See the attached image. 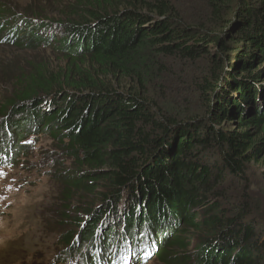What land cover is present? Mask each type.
<instances>
[{"label":"trees","instance_id":"16d2710c","mask_svg":"<svg viewBox=\"0 0 264 264\" xmlns=\"http://www.w3.org/2000/svg\"><path fill=\"white\" fill-rule=\"evenodd\" d=\"M186 4L76 0L63 25L0 0L1 42L70 61L0 72L12 89L0 155L14 163L27 139L47 136L71 161L53 164L65 252L54 264H264V196L253 197L250 175L264 165L253 134H264V0ZM175 57L211 62L200 110L174 115L148 92ZM237 118L245 128L227 130Z\"/></svg>","mask_w":264,"mask_h":264},{"label":"rangeland","instance_id":"374dc122","mask_svg":"<svg viewBox=\"0 0 264 264\" xmlns=\"http://www.w3.org/2000/svg\"><path fill=\"white\" fill-rule=\"evenodd\" d=\"M3 1L9 4L11 12L20 14L26 11L35 12L42 14L45 20L65 25L73 11L69 9V6L76 0ZM172 1L189 12L187 0ZM27 32L25 28L24 33ZM2 36L5 38L4 35ZM27 62L44 63L56 71L60 68L66 69L70 65L67 57L55 47L17 49L0 41L2 75L14 77L18 68ZM163 65L166 71L162 77L153 79L149 86L148 92L151 98L160 102L174 115H181L188 109L200 110L203 99L200 94L196 95L195 91L198 90L199 78L209 73L210 60L207 57H198L195 61H184L175 57L165 59ZM262 66H264L263 63ZM257 67H259L258 64ZM230 68L227 70H231ZM11 91V86L0 85V108L6 103L5 98ZM5 119L0 120L3 127ZM238 122V118L231 120L226 125L227 130L241 132L245 125H239ZM253 134L257 136V139H264V134L261 135L259 131L254 130ZM26 145L30 149L27 155L12 164L0 166V172L5 174L0 176L5 178L0 182V194H7L0 205V264H54L55 260L65 257V252L60 244L62 228L53 220L57 193L60 191L55 177L61 172L59 169L55 172L53 164L58 160L68 165L71 161L61 154L54 141L47 136L31 137L27 139ZM250 175L253 183L251 188L253 197H263L264 165L261 167V164L254 163ZM101 185L102 182L99 183V187ZM239 193L240 190L234 187L232 194L235 198H239ZM229 205L224 203L223 207L226 208ZM146 264L160 263L152 258Z\"/></svg>","mask_w":264,"mask_h":264},{"label":"snow or ice","instance_id":"6c2138e0","mask_svg":"<svg viewBox=\"0 0 264 264\" xmlns=\"http://www.w3.org/2000/svg\"><path fill=\"white\" fill-rule=\"evenodd\" d=\"M5 175L4 173L0 172V176Z\"/></svg>","mask_w":264,"mask_h":264}]
</instances>
